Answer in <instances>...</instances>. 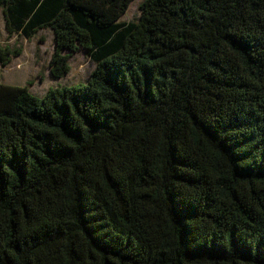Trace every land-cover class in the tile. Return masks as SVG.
Here are the masks:
<instances>
[{
  "label": "trees",
  "instance_id": "16d2710c",
  "mask_svg": "<svg viewBox=\"0 0 264 264\" xmlns=\"http://www.w3.org/2000/svg\"><path fill=\"white\" fill-rule=\"evenodd\" d=\"M133 1L0 0L95 63L0 82V264H264V0Z\"/></svg>",
  "mask_w": 264,
  "mask_h": 264
},
{
  "label": "rangeland",
  "instance_id": "374dc122",
  "mask_svg": "<svg viewBox=\"0 0 264 264\" xmlns=\"http://www.w3.org/2000/svg\"><path fill=\"white\" fill-rule=\"evenodd\" d=\"M142 1L134 0L123 18L132 20L138 17ZM0 47H9L12 52L13 50L21 52L19 55L10 53L7 56L10 59L7 65H3L0 60V82L26 85L31 81L30 89L39 97L50 88L87 82L95 68V63L82 48L71 53L69 73L61 78L54 77L50 67L56 49L52 30L43 29L31 39L17 34L11 36L5 26L2 13L0 14Z\"/></svg>",
  "mask_w": 264,
  "mask_h": 264
}]
</instances>
